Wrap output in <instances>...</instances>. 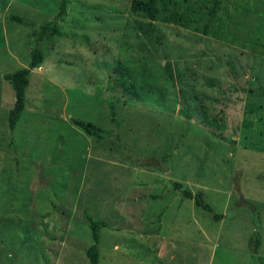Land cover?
<instances>
[{"label":"rangeland","instance_id":"374dc122","mask_svg":"<svg viewBox=\"0 0 264 264\" xmlns=\"http://www.w3.org/2000/svg\"><path fill=\"white\" fill-rule=\"evenodd\" d=\"M130 4L67 0L60 35L38 43L44 60L14 128L0 76V264H90L84 211L104 221L98 264H264V0H222L206 32L204 17L156 21L154 45ZM58 6L0 0V74L27 66Z\"/></svg>","mask_w":264,"mask_h":264},{"label":"trees","instance_id":"16d2710c","mask_svg":"<svg viewBox=\"0 0 264 264\" xmlns=\"http://www.w3.org/2000/svg\"><path fill=\"white\" fill-rule=\"evenodd\" d=\"M222 0H131L130 9L133 13L139 14L140 17L135 19V25L138 30L150 43L160 44L162 35L157 31L156 21H161L167 24L187 27L190 23L198 21L200 17L205 18L203 31L206 32L209 24L215 19L218 8ZM67 0H59L58 11L54 19L40 25L35 31V43L27 66L21 67L14 72H6L0 74L1 78L7 80L12 86L15 94V99L12 107L8 112V125L14 128L19 118L21 117L26 104L25 93L30 81V74L32 69L39 67L44 60V53L38 47V43L43 38H51L55 35H60L59 21L64 20L66 16ZM11 18L20 24H29L24 18L18 15H11ZM236 73L237 69H233ZM240 72V71H239ZM124 74V73H123ZM129 90L128 87H125ZM261 95H264V87L261 88ZM202 105H200L201 107ZM199 106L193 111L200 112L202 116V123L207 127L221 129L222 123H219V118L206 111H202ZM111 121L117 122L115 118V110L111 105ZM74 124L79 126L84 132L89 135L101 137L105 134L104 129L97 126L92 121H87L80 118H72ZM211 129V130H212ZM214 133V131H213ZM221 136V134L219 133ZM176 189L181 190L184 196L194 199L197 206L202 207L210 213L213 217L219 219L221 215L215 213L210 204H208L200 191L192 193L189 189L182 188L180 182H174ZM248 205L250 203L246 201ZM253 206V205H252ZM252 211V210H251ZM85 220L91 231L93 243L87 248L86 255L90 264L99 263V229L104 225V221L93 218L87 211H84ZM254 221L258 222L257 212L253 210ZM261 234L255 231L254 237L251 239V249L253 254L257 253L260 245Z\"/></svg>","mask_w":264,"mask_h":264}]
</instances>
